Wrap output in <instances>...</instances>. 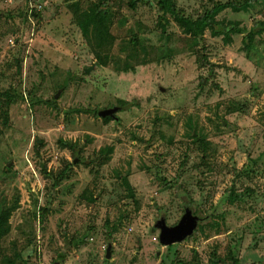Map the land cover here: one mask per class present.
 I'll list each match as a JSON object with an SVG mask.
<instances>
[{
  "label": "rangeland",
  "instance_id": "obj_1",
  "mask_svg": "<svg viewBox=\"0 0 264 264\" xmlns=\"http://www.w3.org/2000/svg\"><path fill=\"white\" fill-rule=\"evenodd\" d=\"M98 1L0 0V210L14 206L0 264H264V33L250 49L245 32L194 41L155 0H105L112 54L137 39L135 67L117 71L74 21ZM217 1L176 3L195 17ZM216 18L247 31L264 0ZM229 189L242 198L221 203ZM185 206L198 228L161 245L154 222Z\"/></svg>",
  "mask_w": 264,
  "mask_h": 264
},
{
  "label": "trees",
  "instance_id": "obj_2",
  "mask_svg": "<svg viewBox=\"0 0 264 264\" xmlns=\"http://www.w3.org/2000/svg\"><path fill=\"white\" fill-rule=\"evenodd\" d=\"M259 1L260 0H219L214 2L211 7L199 12L195 17L187 15L182 8H179L176 0H155V5L159 12V23L164 24L167 20V15H169L181 28L182 32L191 37L194 41H198L203 38L206 30H209L212 36L221 35L225 42H229L231 40L232 34L245 32V35L242 38L243 47L250 49L254 37L264 33V21H256L253 26L246 31L245 28L239 27L236 22H225L217 19L216 17L226 8H230L232 11L236 12L244 11L248 9L250 4L257 3ZM141 2L142 0H129L128 5L134 7L135 4ZM146 2L147 4H150L148 1ZM74 21L82 36L91 42L97 58V65H106L111 62L117 71L132 70L135 67L133 61L130 60L131 57L129 58V55H132V50L136 47L137 39L135 35L127 38L128 40L126 41V45L127 47H130L128 54H112L111 52L114 37L109 31L111 12L105 0L94 2L85 9L78 10L75 13ZM122 49L123 47L120 46V50ZM103 51L105 55L104 58L100 56V53ZM208 65L210 66L211 63L208 62ZM112 119L113 118L109 116L102 117V120L105 122ZM59 143L62 147L67 148H74L75 146L73 142L69 141L60 140ZM112 152L113 146L106 145L99 149L98 154L103 156L105 160H108V157L112 154ZM242 195L243 193H238L233 189H229L222 196L220 202L223 203L226 201L232 204L240 200ZM13 208L14 206H11L0 210V237L5 235L9 230L8 218ZM210 262L211 264H239L237 258L219 260V258L215 256L210 259ZM11 263L13 262L11 261Z\"/></svg>",
  "mask_w": 264,
  "mask_h": 264
},
{
  "label": "water",
  "instance_id": "obj_3",
  "mask_svg": "<svg viewBox=\"0 0 264 264\" xmlns=\"http://www.w3.org/2000/svg\"><path fill=\"white\" fill-rule=\"evenodd\" d=\"M92 66H88L85 69V72H89ZM162 89V88H161ZM58 92L54 95L56 98ZM131 106V103L126 105H115L102 109L99 115L101 117L109 116L113 119H117L115 113L119 110H127ZM200 218L197 215H193L192 209L189 206L184 207V213L178 222L174 225H168L164 214H161L158 219L154 222L151 227L152 232L158 231V241L163 246H168L170 244L178 243L183 241L188 236L194 233V230L197 228L200 223ZM106 257H110V245L106 249ZM54 264H58L55 262Z\"/></svg>",
  "mask_w": 264,
  "mask_h": 264
},
{
  "label": "flooded vegetation",
  "instance_id": "obj_4",
  "mask_svg": "<svg viewBox=\"0 0 264 264\" xmlns=\"http://www.w3.org/2000/svg\"><path fill=\"white\" fill-rule=\"evenodd\" d=\"M200 219H201V218H200ZM199 224H200V223H199ZM199 224H198V226H199ZM198 226H197V228H198ZM197 228H196V229H197ZM196 229L194 230V232L196 231ZM193 234H194V233H193ZM193 234L190 235V236H193ZM190 236H188V237H190ZM188 237H187V238H188ZM187 238H185V239H187ZM185 239H184V240H185ZM184 240H183V241H184ZM170 245H172V244H170ZM170 245H168V246H170ZM209 262H210V260H209ZM210 264H211V262H210Z\"/></svg>",
  "mask_w": 264,
  "mask_h": 264
}]
</instances>
